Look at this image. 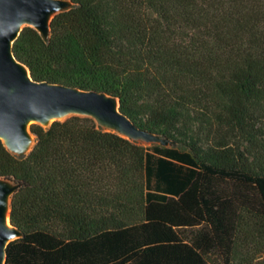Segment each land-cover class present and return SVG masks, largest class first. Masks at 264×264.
<instances>
[{"label": "trees", "instance_id": "trees-1", "mask_svg": "<svg viewBox=\"0 0 264 264\" xmlns=\"http://www.w3.org/2000/svg\"><path fill=\"white\" fill-rule=\"evenodd\" d=\"M24 26L33 80L115 96L143 144L73 115L33 123L5 264H264V0H71Z\"/></svg>", "mask_w": 264, "mask_h": 264}, {"label": "water", "instance_id": "water-1", "mask_svg": "<svg viewBox=\"0 0 264 264\" xmlns=\"http://www.w3.org/2000/svg\"><path fill=\"white\" fill-rule=\"evenodd\" d=\"M72 4L71 0H0V139L4 146L15 155L27 154L36 138L31 124L48 127L53 121L73 115L90 117L99 127L134 141L173 144L135 125L120 111L115 96L33 80L28 68L14 56L12 44L24 26L48 38L53 16ZM19 186L0 177V264H5L8 243L21 236L9 221L11 196Z\"/></svg>", "mask_w": 264, "mask_h": 264}, {"label": "rangeland", "instance_id": "rangeland-1", "mask_svg": "<svg viewBox=\"0 0 264 264\" xmlns=\"http://www.w3.org/2000/svg\"><path fill=\"white\" fill-rule=\"evenodd\" d=\"M143 143V142H142ZM143 144H147V143H143Z\"/></svg>", "mask_w": 264, "mask_h": 264}]
</instances>
